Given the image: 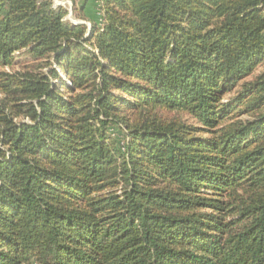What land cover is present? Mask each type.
I'll use <instances>...</instances> for the list:
<instances>
[{
  "label": "trees",
  "instance_id": "obj_1",
  "mask_svg": "<svg viewBox=\"0 0 264 264\" xmlns=\"http://www.w3.org/2000/svg\"><path fill=\"white\" fill-rule=\"evenodd\" d=\"M100 3L0 0V264H264V0Z\"/></svg>",
  "mask_w": 264,
  "mask_h": 264
},
{
  "label": "rangeland",
  "instance_id": "obj_2",
  "mask_svg": "<svg viewBox=\"0 0 264 264\" xmlns=\"http://www.w3.org/2000/svg\"><path fill=\"white\" fill-rule=\"evenodd\" d=\"M52 5L56 9L60 7L67 11L63 18L71 24L79 21V23L87 24L90 28L91 20L96 21L99 26L103 23V10L100 0H52ZM81 13L86 15L88 19H82L80 17ZM230 96L228 95V97ZM110 131L116 138L120 148L124 150L125 137L122 130L120 128H110Z\"/></svg>",
  "mask_w": 264,
  "mask_h": 264
},
{
  "label": "built area",
  "instance_id": "obj_3",
  "mask_svg": "<svg viewBox=\"0 0 264 264\" xmlns=\"http://www.w3.org/2000/svg\"><path fill=\"white\" fill-rule=\"evenodd\" d=\"M71 14V13H70ZM64 19V18H63ZM65 20V19H64ZM75 22V21H74ZM81 23V22H80ZM73 24H79V21L78 22H75V23H73Z\"/></svg>",
  "mask_w": 264,
  "mask_h": 264
}]
</instances>
